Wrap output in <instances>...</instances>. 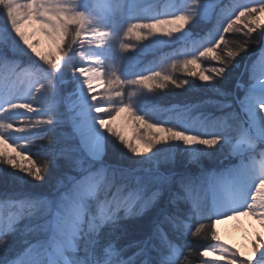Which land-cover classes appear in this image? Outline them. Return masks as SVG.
I'll return each mask as SVG.
<instances>
[{
  "label": "snow or ice",
  "instance_id": "snow-or-ice-1",
  "mask_svg": "<svg viewBox=\"0 0 264 264\" xmlns=\"http://www.w3.org/2000/svg\"><path fill=\"white\" fill-rule=\"evenodd\" d=\"M157 6L145 4L144 0H117L115 10L98 16L92 0H0V15L7 17L6 24L0 26V68L11 67L23 73L20 58L29 54L51 68L50 73H44L33 67L35 83L31 87L19 94L0 95V175L20 186H37L46 182L51 169H63L57 184L64 187L53 199L27 192L0 194V200L19 209L6 219L0 216V264H183L181 241L191 229H185L187 216L177 206L181 197L172 187L171 176L161 173L159 162L153 160L163 151L170 156L178 148L173 142H182L186 146L182 151L192 159L193 154L213 155L206 149L224 153L225 148L229 149L225 155L239 157L238 164L209 178L219 193L212 206L202 209L194 203V216H203L206 211L213 220L211 240L219 241L214 229L222 220L246 216L259 229L253 231L246 255L218 242L200 252L201 256L211 252L218 260L203 264H264V56L246 69L247 85L236 82V89L242 93L236 99L238 109L222 118L205 117L206 126L199 131H192L182 121L165 125L152 119L140 106L142 89H162L167 83L177 88L192 87L193 82L177 80L167 70L144 68L129 73L107 67L112 63L107 49L121 32L125 38L135 36L137 40L157 37L153 41L157 45L185 46L171 69H183L187 77L198 78L209 91L228 95L217 81L234 65L240 66L237 57L248 51L249 43L259 42L252 35L258 28L259 36H264V0H234L227 5L220 0H169L170 10L163 13L155 11ZM213 19L215 24L205 35ZM25 24L34 26L50 42L46 55L36 50L35 41L29 42V34L22 30ZM240 24L246 29V39L229 47L232 42L226 41L224 34L241 31L236 27ZM221 44L228 48L226 52L217 51ZM197 45L199 57L211 56L217 66L204 68L196 54L187 51ZM128 47L120 44L124 52ZM147 49L145 46L137 52ZM260 51L264 52V46ZM180 55L191 58L180 60ZM76 56L84 62L73 72L79 85L78 103L70 117L73 134L52 148L51 141H41L65 121L57 111L46 110L41 104L42 96L36 93H53L52 79ZM120 59L127 61L130 57ZM94 82L110 90L106 99L113 107L98 102L97 96L92 95ZM208 102L221 108L232 107L231 102ZM121 113L127 114L126 122H131L135 129L133 139L140 141L142 150L111 126ZM137 126L148 131L141 132ZM110 144L113 148L118 146L119 159H127L136 167L122 169L106 162ZM33 149L44 155L34 158ZM128 153L144 159L132 160ZM146 164L151 167H144ZM141 169L145 175L136 174ZM181 186L184 187L183 181ZM149 190L151 195L145 198ZM146 207H155V213L147 225L135 226L139 239L121 246L119 241L129 234L128 221L141 215ZM204 227L201 224L192 235ZM129 249H134L131 255Z\"/></svg>",
  "mask_w": 264,
  "mask_h": 264
},
{
  "label": "rangeland",
  "instance_id": "rangeland-1",
  "mask_svg": "<svg viewBox=\"0 0 264 264\" xmlns=\"http://www.w3.org/2000/svg\"><path fill=\"white\" fill-rule=\"evenodd\" d=\"M19 2H23V0H19ZM122 2L127 3L128 0H122ZM233 2H234V0H220V3L222 5L232 4ZM239 2H251V0H239ZM116 3H117V0H92V8L97 13L98 16H104V15L108 14L110 11H113L116 9ZM144 3L145 4L156 3L158 6L155 9V11H157V12L163 13V12L170 10V8L168 6L169 0H144ZM6 22H7L6 15H0V26H4L6 24ZM214 24H215L214 19L211 22H209L208 27H207V29H205V32H204L205 35H206L207 31L211 30V27ZM126 27H127V25L125 24L124 25L125 30H126ZM236 27L241 28V31H239V32L233 31L231 33L224 34L226 41H229L228 38L229 37L231 38L232 36H238V37L246 38L243 35V31H246V29H243V24L237 25ZM22 30L25 31L26 34H29V36H30L29 42L30 43L33 41H35L37 43L36 50L38 52H40L42 55H46L48 53V51L51 49L50 42L47 40L46 37L41 35L39 32H36L34 29V26H28L27 24H25V26ZM195 31H199V29H197ZM260 32H261V29L258 28L257 32L252 34L253 36H256V39L259 40L258 44L260 46L258 45L259 46L258 50L256 52H253L248 57V59L244 63H242V67L240 68L241 73L243 75V78L247 80L245 85H247L248 79H249L246 69L249 66H251L253 64V62L257 61L261 56H264V52L260 51L261 46H264V36H259ZM157 36H159V34H157ZM156 38L157 37H152V36H149L148 40H137L135 38V36H132L130 38H125L123 36V32H121L119 38L112 39L111 44L107 49V54L111 58L115 54V61L117 62V65L113 61H112V63L108 64V66H107L108 69L109 70L116 69L119 71L122 68L124 71H126L125 69L129 65V61L134 56H139V58H142L141 60H139L141 62L148 61L149 59L152 58V56H157V63H156V68H155L156 70H160L162 72L167 70V71L171 72L172 75L177 80L188 79L190 82H193L195 84L194 86L203 87L212 96L220 98V99L223 98V96H220L216 93L209 91L207 85H201L202 82L199 81L198 78L187 77L186 73L184 72L183 69H179V68L176 70L171 69V64L173 62H175V58H176L177 54L183 53L185 51V46L183 44L157 45V44L153 43V41ZM160 38L165 39L163 37H160ZM121 43H125L129 46L127 52H124L120 48ZM145 46H148L147 52L145 51L146 53L145 52H143V53L137 52V49H143V47H145ZM85 47H87V45ZM177 47H178V49H177ZM174 48H176V49H174ZM221 49H223L224 52H226L228 50V48H225V46L223 44H221L220 49H217V51L220 52ZM199 50L200 49H199L198 45H197V47H194V48L190 47L187 49V51L189 53H195L196 54L199 62L202 64V66L204 68H210L213 66H217V63L211 59V56H209L207 58L199 57ZM122 56L130 57V59L127 61H122L120 59V57H122ZM78 58H79V56H76L72 60H70L67 64V66L64 67L62 73L59 74L58 77H54L52 79V84L55 86V91L53 93H50L47 96H44V94H42V93H36V95L42 96L41 104H43L45 106L46 110L51 109V110L57 111L60 114V116L64 119L65 123H63L61 125L62 130L65 132L68 130L69 127H71V133L72 134H73V129H72L70 117L73 114L74 106L78 103L76 93L78 92V89H79V85L76 81V78L73 76V72H74V68L76 66H78L80 63L84 62L82 60L80 61ZM185 58H191V56L190 55H187V56L180 55L179 56L180 60H183ZM20 60H21V67L25 68V71L23 73L18 72V71H13L11 67L0 68V95H2V94H19L20 92L31 87V85L33 83H35V78L32 75L33 67L39 68L44 73H50L51 72V68L47 64H45L43 61L39 60V58L34 56V55L29 54L28 57L20 58ZM126 72H129V71H126ZM129 73H131V72H129ZM77 76H78V74H77ZM39 79L42 83L45 82L43 79V76H41ZM80 79H83V77H81ZM73 83H74L75 88L71 91L70 90L71 87H69V85L73 84ZM96 84H98V86L97 87L93 86L94 91L92 92V95L97 96L98 102H103L106 106L113 107L114 105L109 103V101L106 99V97H108L110 95V90L107 89L106 85H101L99 83H96ZM167 85H171V86L176 87L172 83H167L166 86ZM36 87H39V84H36ZM192 87L181 86L179 89H183V88L187 89V88H192ZM159 92H161V89H158V88H153L151 91H149L148 89H142L141 96L143 97V99L141 100V105H140L143 112L149 113V115L152 117V119L157 120V121H160V117H163V115L168 114V112L173 113L175 111V109L162 108V104H161L162 101L158 95ZM134 99H136V98H134ZM37 107H39V105H37ZM236 107L238 109L237 104H236ZM175 108H176V110H184V109L188 110L187 108L182 107V106H178ZM184 112H186V111H184ZM113 114H115V113H113ZM186 114H187V112H186ZM26 115H28V114L26 113ZM31 115L35 116L36 114L33 113ZM101 115H105V114H101ZM126 117H127L126 113H121L120 116H118L117 119L115 121H113L111 126L116 131H120L127 139H129L134 144V146H138L142 150V144L140 143V141L133 139V136L135 135V129H134L131 122H126ZM37 118H42V117H37ZM105 118L107 119L108 117L105 115ZM182 122H186V119L183 120ZM188 122H190L188 124V126L190 127V129L192 131L202 130V126H201L202 124L199 123L198 121H196L194 116L192 118H190V121L188 120ZM227 123L231 124L232 122L228 121ZM173 124H177V122L173 123ZM137 127H140L141 132H147L148 131L147 129H144L143 126H137ZM57 130L54 133H51V132L47 133L46 139H48L50 136H53L54 139L57 138L58 137L57 135H59L57 133ZM49 134H52V135L49 136ZM188 134H191V132H189ZM104 135L108 136V133L105 132ZM62 137L64 138V136H62ZM109 139L115 140V137H110ZM45 140H43L41 142L44 143ZM173 143L178 144V148L175 149L174 152L170 156H167L169 154L168 151H163V152H160L157 156L153 157L154 161L159 162V164H158L159 169H162L164 167L165 168L166 167L173 168L174 167V161L177 158H181V159L186 158V159H188L187 163L189 165H191L195 168H199V169H202L203 167H204L203 169H205L207 165L214 166L215 170L210 172L211 175L209 173H207L206 177L200 181L202 184L207 185V187L210 188L211 194H212V200L214 201L215 198L219 195V193L216 190H214L212 185L209 183V178L212 176L218 175L222 170H224L227 167H231V166L238 164L239 163V157L235 156V155H232V156L225 155V153H227L229 151L228 148H225L224 153L216 151L215 149H206V151L213 152V155H211V156H199L197 154H193V155H195V159H192V157H190V155L187 152L182 151L186 147L185 145H183L182 142H173ZM117 144H118V141H117ZM156 147H161V145H157ZM35 150L36 149H33V151H35ZM109 150H114V151L119 153L118 146L116 148H113L112 145L110 144ZM258 150H259V148H258ZM124 151L126 152L127 150L125 149ZM154 151H155V149H154ZM9 155H15V154L12 152H9ZM128 155L131 156L132 160L144 159V157L133 156L131 153H128ZM146 155H151V153L146 154ZM17 160H18V162H20L19 157H17ZM127 162L129 163L131 168L136 167V165L130 164V162L128 160H127ZM231 162H234V163L229 164ZM24 166L27 167V164H24ZM144 167H151V165L146 164ZM192 174H194V173H192ZM2 210H3V204L0 203V214H1ZM216 225H215L214 230L219 237V241H213L212 244L220 242V235H219L218 229L216 228ZM233 250H235V249H233ZM204 261H205L204 256H202V263ZM220 264H222V262H220Z\"/></svg>",
  "mask_w": 264,
  "mask_h": 264
},
{
  "label": "trees",
  "instance_id": "trees-1",
  "mask_svg": "<svg viewBox=\"0 0 264 264\" xmlns=\"http://www.w3.org/2000/svg\"><path fill=\"white\" fill-rule=\"evenodd\" d=\"M245 39L246 38L238 36H232L231 38L229 37L228 40L232 42L231 44H229V47H235L237 42L244 41ZM258 45V42L249 43L248 51L242 54L241 57H237L240 66L236 67L234 65L228 70L222 80L217 81V84L221 88V90L225 93H228V95L223 96L222 99L212 96L207 90L200 86H193L192 88L187 89H179L177 87L167 85L166 87L162 88L161 92L158 93L161 101L163 102H161L162 108L175 109V111L173 113L168 112V114H165L163 115V117H160V122H163L165 125H176L173 123H178L180 121L185 120V116L187 115V119L189 121L190 118L194 116L196 121L202 124L201 126L203 128L204 126H206L207 123L204 121L205 117H210L212 119H215L217 117L222 118L226 116L227 113L232 112V110H236V99L242 94L238 89H236V82L239 80L244 85L247 82V80L243 78L240 68L242 67V63H244L253 52H256L258 50L260 46ZM138 58L139 56L132 57V59L129 61V65L125 70L132 73L140 71L144 68H156L157 56H152L151 59L143 62L139 61L142 58ZM111 59L117 65V62L115 61V54L114 56H112ZM69 87H71L70 90L72 91L75 88L74 83L70 84ZM209 100L231 102L232 107L221 108L219 104L210 103L208 102ZM178 106L185 107L189 111H187L186 114V112H184L186 109L176 110L175 107ZM188 120H186L187 125L190 123L188 122ZM57 129V133L59 134L57 135V138L54 139L53 136H50L52 134H49L50 137L44 141L45 144L51 141L52 148L58 147V141L63 138L62 136H64V138L72 136L71 127H69L68 130L65 132L62 130L61 126ZM34 153V158L42 157L44 155V153L38 149H36ZM187 161L188 159L186 158H177L174 161L175 167H164L162 169H159V171L161 173H164L166 176H171L172 187L178 192L179 196L181 197V199L177 201V206L187 216L185 229H191V232H189V234L184 237L181 241L184 252V255L181 257L183 264H201L202 256L200 255V252L205 246H210L213 242L211 240L210 235V226L213 223V220L208 218V214L206 211L203 216H194L192 214V209L194 203H199L202 209H207L212 206L211 190L207 187V185L202 184L200 181L206 177L207 173L214 171L215 167L207 165L205 169H203L204 167L202 168V173L192 174L193 170H186V168H184L185 164H188ZM106 162L116 164L122 169L131 168L127 160L119 159V153L114 150L108 149V156L106 157ZM28 166L29 165H27V167ZM176 166L181 167H179L180 169H177ZM61 171H63V169H51L46 182L37 186H20L11 182L4 176L0 175V194H21L27 192L34 196L48 197L49 199H52L64 191L63 185L57 184V177L60 176ZM136 174L145 175L143 169H141V171ZM181 181H183L184 187L181 186ZM150 195L151 190L145 193V198ZM0 203L3 204V210L0 216H7L6 214H8L7 212H9V208L6 205L7 202L4 200H0ZM18 211L19 209L14 208L13 215L16 214ZM154 213L155 207H146L142 210L141 215L132 217L128 221L129 234L122 238L119 241V244L121 246H125L128 243L139 239V236L135 232V226L147 225ZM201 224H203L205 227L201 229V231L196 235H192V233H195L196 229L199 228ZM133 251L134 249H129L128 255H131Z\"/></svg>",
  "mask_w": 264,
  "mask_h": 264
},
{
  "label": "bare ground",
  "instance_id": "bare-ground-1",
  "mask_svg": "<svg viewBox=\"0 0 264 264\" xmlns=\"http://www.w3.org/2000/svg\"><path fill=\"white\" fill-rule=\"evenodd\" d=\"M93 86L97 87L98 84L94 82ZM233 163L234 162H231L229 164H233ZM176 167L178 169L181 166H176ZM184 168H186V170L187 169L193 170L192 173L194 174H200L203 171V169L195 168L189 164H185ZM209 174L211 175V173ZM4 217H8V216H4ZM216 228L219 231L220 242H222L226 247L239 250L245 255L249 251L250 248L249 241L253 238L252 237L253 231H259L256 222L250 217H246V216H240L234 220H222L220 223H217ZM204 259L205 261L212 262V261H217L218 257L215 254L209 252L207 256H204Z\"/></svg>",
  "mask_w": 264,
  "mask_h": 264
}]
</instances>
